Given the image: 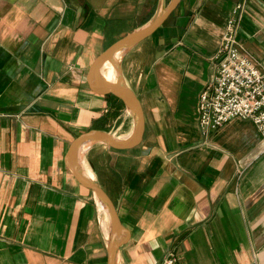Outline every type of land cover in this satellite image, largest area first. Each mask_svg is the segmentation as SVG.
<instances>
[{
	"label": "crops",
	"instance_id": "1",
	"mask_svg": "<svg viewBox=\"0 0 264 264\" xmlns=\"http://www.w3.org/2000/svg\"><path fill=\"white\" fill-rule=\"evenodd\" d=\"M239 1L178 0L152 34L115 56L141 104L142 138L123 150L90 143L78 163L128 231L116 264H158L170 245L180 264H264V141L239 118L208 136L198 129L199 93ZM161 4L0 0V264H108L107 211L67 151L88 130L130 135L132 113L94 91L87 74ZM246 6L238 40L263 62L264 0Z\"/></svg>",
	"mask_w": 264,
	"mask_h": 264
},
{
	"label": "built area",
	"instance_id": "2",
	"mask_svg": "<svg viewBox=\"0 0 264 264\" xmlns=\"http://www.w3.org/2000/svg\"><path fill=\"white\" fill-rule=\"evenodd\" d=\"M247 0L236 2L224 25L216 66L198 98V129L208 136L228 121H251L264 141V61L255 60L238 40ZM158 264H180L170 245Z\"/></svg>",
	"mask_w": 264,
	"mask_h": 264
},
{
	"label": "water",
	"instance_id": "3",
	"mask_svg": "<svg viewBox=\"0 0 264 264\" xmlns=\"http://www.w3.org/2000/svg\"><path fill=\"white\" fill-rule=\"evenodd\" d=\"M164 1L162 0L160 9L146 25L109 45L94 59L88 70L87 81L94 91L100 94H113L132 113L134 126L130 135L121 139L106 132L88 130L75 137L67 151V161L76 178L82 185L94 192L98 201L107 211L109 219L108 264H116L117 251L120 246L127 242L129 237L128 231L121 224L114 203L99 182L81 171L78 157L83 148L90 143L101 142L113 149L123 150L131 148L140 142L144 128L141 104L137 95L126 84L115 56L152 34L161 25L178 0H172L168 6L164 5ZM108 65L113 67L115 73L113 81L106 78V73L104 75Z\"/></svg>",
	"mask_w": 264,
	"mask_h": 264
},
{
	"label": "bare ground",
	"instance_id": "4",
	"mask_svg": "<svg viewBox=\"0 0 264 264\" xmlns=\"http://www.w3.org/2000/svg\"><path fill=\"white\" fill-rule=\"evenodd\" d=\"M109 77H110V80H113L114 79V76L112 75V73H109Z\"/></svg>",
	"mask_w": 264,
	"mask_h": 264
}]
</instances>
